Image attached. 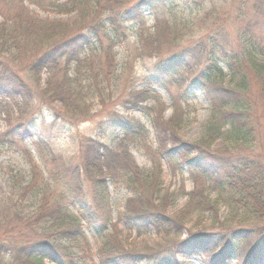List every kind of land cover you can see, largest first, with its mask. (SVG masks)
Masks as SVG:
<instances>
[{"label": "trees", "instance_id": "16d2710c", "mask_svg": "<svg viewBox=\"0 0 264 264\" xmlns=\"http://www.w3.org/2000/svg\"><path fill=\"white\" fill-rule=\"evenodd\" d=\"M30 1L43 8L40 0ZM172 1L175 0H83L73 20L65 21L41 19L24 5V0H0V96L31 104V92L36 90L40 102L53 109L59 104V112H53L52 120H85L89 116L88 101L95 92L102 95L99 82L113 74L114 49L127 40L128 25L138 20L140 8ZM170 24L161 19L146 34L139 27L140 55L153 63L144 88L131 90L122 105L128 106L126 112L141 106L146 116H151L157 142L152 154L158 163L163 158L180 171H196L207 182L205 186L188 191L180 213L174 215L169 204L177 195L162 192L154 176L148 185H139L146 182L149 173L144 172L141 178L124 146L145 136V125L128 112L114 110L99 122V128L104 132L117 129L124 134L117 147L88 136L80 141L79 160L61 163L63 176L74 183L67 190L71 194L69 204L77 203L74 211L62 197L44 188L31 149L22 147L32 166L31 178L23 185L12 177L15 181L0 195V264H40L44 259L51 264H79L76 253L87 245L82 220L103 239L96 250L98 264H186L177 261V256L198 258L202 264H264V161L237 153L247 144L250 133L249 103L243 99L246 87L236 64L237 55L227 61L233 85H223L218 81L214 59L218 52L215 45L222 47V43L207 39L202 52L205 67L189 83L180 79L185 90L181 96H173L176 101L193 86L199 87L209 100V120L201 139L188 140L180 135L181 115L163 119L160 113L152 115L153 106L144 104L156 100L154 85L169 92V79L189 68L187 47L182 46L178 34L172 33ZM158 45L169 48L163 50ZM249 48L244 53L248 59L253 56ZM42 74L46 75L44 86ZM260 86L264 95V77ZM18 118V123L0 135V145L17 146L25 143L26 135L34 137L35 116L25 118V113H20ZM225 131L230 134L229 144L216 150L214 144ZM37 137L41 138L39 133ZM123 176L135 194L126 199L113 220L108 208L110 186H116ZM84 183L89 185L85 188ZM86 193L89 197H85ZM31 195L35 205L26 212L21 205ZM190 212L209 215L208 221L199 228L185 229L184 221ZM125 231H154L160 240L153 248H127L122 236Z\"/></svg>", "mask_w": 264, "mask_h": 264}, {"label": "rangeland", "instance_id": "374dc122", "mask_svg": "<svg viewBox=\"0 0 264 264\" xmlns=\"http://www.w3.org/2000/svg\"><path fill=\"white\" fill-rule=\"evenodd\" d=\"M82 1L40 0L43 5L41 8L30 0H24V5L41 19L71 21L77 13V6ZM138 14L136 16L138 20H134L128 25L127 40L115 47L116 65L113 74L109 76V79L99 82L103 88L102 95L95 92L91 96L88 101L89 116L85 120L76 123L62 117L52 120L53 112H59V104L56 103L53 109L40 102V94L36 90L31 92L33 100L31 104L18 98L0 96V135L19 122L18 115L20 113H25V118H30L31 115L36 118L34 137L26 135L25 143L17 144V146L0 145V195L4 194L16 179L23 185L30 180L32 166L22 151V147L24 149L29 147L33 164L35 163L37 171L40 173L44 188H49L53 196L62 197L69 208L75 210L77 203L69 204L68 199L71 200V194L67 192L71 186L73 188L74 183H70L69 178L63 176L61 163L67 164L68 159H78L80 141L85 137L99 138L111 148H116L117 142L124 137V134L117 129L104 132L99 128V122L114 110L126 112L128 106L122 105V101L131 90L144 88V80L148 76L153 60L141 57L137 34L140 26L145 34L147 29L152 31L153 25L161 19H167L174 25L173 27L170 24L172 33L178 34L177 37L181 39L182 46L187 47L186 61L189 68H184L179 76L169 79L172 84L169 86V92L162 86L154 85L152 89L156 94V100L150 99L144 104L153 106L152 115L160 113L163 119L181 115L183 121L179 131L180 135L188 140L201 139L209 120L208 98L196 86L191 87V91L177 101L173 96L178 95L179 97L185 90V87L179 84L180 79L189 83L198 71L205 67L206 61L205 59L203 61L202 52L207 39L219 41L222 43V47L215 45L218 52L214 57L217 65L216 70L219 71L218 81H221L223 85H233L229 81L227 61L237 55L236 64L242 72L246 87L243 99H247L249 103V138L247 144L241 147L237 153L242 155L247 153L243 156L264 161V95L260 89V82L264 77V0H175L158 6L153 5L151 8L142 6ZM1 20L0 16V22ZM215 32H217L216 35ZM158 46L163 50L169 48L165 45ZM248 48L253 54L250 59L244 55ZM96 56L94 58L98 63L99 60ZM95 66L97 67V64ZM98 71L101 78L102 74L99 69ZM45 77L46 75L42 74L41 86H44ZM238 81L239 79L234 80V82ZM29 82L31 83L32 80ZM127 112L141 121L147 131L145 136L141 135L135 141L124 144L133 157L134 164L141 173V178L144 176V172L149 173L146 182L141 181L139 185L143 183L148 185L154 176L155 183H161L162 192L176 194L173 204H169L170 211L175 215L183 207L187 199L186 193L196 187L205 186L207 182L198 172L186 168H182L180 171L173 162H168L163 158L158 163L154 158L157 142L150 122L151 116H146L141 106L131 108ZM37 133L41 138L37 137ZM229 136V132L225 131L215 142L214 148L221 150L224 145L229 144L227 139ZM130 137V135L125 136L126 139H130ZM53 158L57 159L53 161ZM243 160L245 159L243 158ZM72 164H76V162L72 161ZM124 174H129V172H124ZM12 177H15V180L12 181ZM88 185L87 183L83 184L85 188ZM115 185L110 186L108 198V208L113 220H115L116 213L122 211L126 199L135 194V189L127 186L124 176ZM85 197H89L88 193ZM34 205L35 199L31 195L21 207L27 212ZM221 211L222 209H220L219 215ZM208 216L190 212L188 219L184 221V228H199L208 221ZM81 223L87 245L85 250L76 253V261L79 264H98L96 250L102 244L103 239L85 225L86 221L82 220ZM122 236L127 248L139 250L153 248L155 243L160 240L154 231L140 234L135 231L129 233L125 231ZM176 260L186 264H202L198 258L182 259L177 256ZM40 264L51 263L44 259Z\"/></svg>", "mask_w": 264, "mask_h": 264}]
</instances>
